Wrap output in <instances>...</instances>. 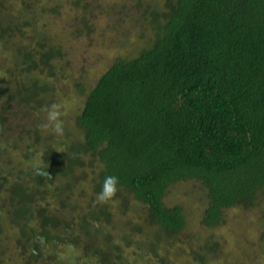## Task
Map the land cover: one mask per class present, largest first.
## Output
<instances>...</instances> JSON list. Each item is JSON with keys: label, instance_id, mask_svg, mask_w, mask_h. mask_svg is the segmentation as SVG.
<instances>
[{"label": "trees", "instance_id": "trees-1", "mask_svg": "<svg viewBox=\"0 0 264 264\" xmlns=\"http://www.w3.org/2000/svg\"><path fill=\"white\" fill-rule=\"evenodd\" d=\"M71 2L81 11L71 33L81 25L89 32V4ZM137 6L145 40L110 60L85 92L72 130L59 135L44 125L55 85L69 72L59 41L62 2L0 0V264H127L122 247L137 233L143 248L145 217L140 222L134 209L114 219L113 198H122L116 204L124 213L129 195L174 237L184 226L181 207L162 199L170 185L189 180L204 193L199 223L208 235L195 237L186 256L219 264L211 229L223 211L249 208L261 195L264 0ZM77 174L92 180L88 196ZM110 175L118 178L116 194L97 202ZM155 264H168L164 254Z\"/></svg>", "mask_w": 264, "mask_h": 264}, {"label": "rangeland", "instance_id": "rangeland-1", "mask_svg": "<svg viewBox=\"0 0 264 264\" xmlns=\"http://www.w3.org/2000/svg\"><path fill=\"white\" fill-rule=\"evenodd\" d=\"M48 1L62 2L58 26H63L65 31L59 36V41L66 50L69 61L66 67L69 72L64 74L67 79L56 83L52 105L60 106L59 119L62 122L63 131L70 132L72 117L78 112L89 86L114 56L132 53V48L142 44L147 33L144 31L146 23L138 18L140 8L136 7V0H80L79 4L83 2L86 5L89 4L88 9L91 8L90 16L86 18L91 29L87 32L81 25L82 30L75 36L74 32H71L79 22L73 18V15L78 13L77 7L80 5L73 6L71 0ZM79 13H81L80 10ZM67 22L72 27L67 26ZM54 25L53 22L51 26L54 27ZM75 81L80 83V89L73 87L72 83ZM46 122L49 124L47 118ZM77 179L81 181L80 187L83 188L84 195L88 196L93 186L92 180L84 179V175L79 177V174ZM123 195L127 203V210L124 213L118 211L116 204V201L122 199L121 197H119L120 200L113 198L114 200L110 203L114 219L129 218V215H134L135 211L137 213L139 210L142 216L138 219L141 222L145 217L142 226L143 231L147 233L143 237L144 243L141 242L143 248H138L139 243L136 242V240L140 241L142 234H131L130 239L128 238L129 243L122 247L124 263L155 264V261L164 254L168 264H192L186 256L189 245L195 237L202 238L208 235V231L200 227L199 223L201 210L206 200L198 184L189 180L174 183L166 189L162 201L166 205L178 204L184 220L183 229L174 237L164 235L159 227L148 217L146 218L147 211L143 205H136L129 195L124 193ZM74 196L83 202L77 192ZM107 229L108 227L103 228V233H114L113 230ZM211 230L221 243L219 249L222 252L218 251L222 253L219 264H233L235 260L240 261H235V264H264V187L254 205L249 208L233 207L223 211L220 223ZM96 234L97 241H100L101 236L98 231ZM147 238L152 239L154 252L151 250L152 246L144 245ZM139 251H141L140 254ZM76 262L83 263L80 260Z\"/></svg>", "mask_w": 264, "mask_h": 264}, {"label": "clouds", "instance_id": "clouds-1", "mask_svg": "<svg viewBox=\"0 0 264 264\" xmlns=\"http://www.w3.org/2000/svg\"><path fill=\"white\" fill-rule=\"evenodd\" d=\"M59 105H52L51 109L48 110L47 120L49 124H51L53 131L57 134H62V122L59 117L61 115L59 111ZM49 124H45L44 127H49ZM118 178L115 176H107L105 177L101 192L97 195V202L104 203L110 200L113 196H115L117 191Z\"/></svg>", "mask_w": 264, "mask_h": 264}]
</instances>
